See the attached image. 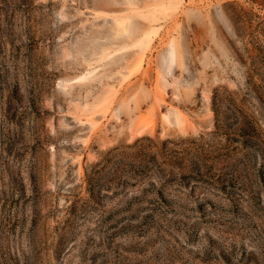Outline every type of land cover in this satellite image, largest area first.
<instances>
[{
    "label": "rangeland",
    "instance_id": "obj_1",
    "mask_svg": "<svg viewBox=\"0 0 264 264\" xmlns=\"http://www.w3.org/2000/svg\"><path fill=\"white\" fill-rule=\"evenodd\" d=\"M0 264H264V0H0Z\"/></svg>",
    "mask_w": 264,
    "mask_h": 264
},
{
    "label": "trees",
    "instance_id": "obj_2",
    "mask_svg": "<svg viewBox=\"0 0 264 264\" xmlns=\"http://www.w3.org/2000/svg\"><path fill=\"white\" fill-rule=\"evenodd\" d=\"M150 144H148L147 147L141 146L138 149V152H141V150L148 148L149 150L154 149L155 151L152 153L151 158L153 160V163L156 162L158 158L162 160V164L166 166L173 165V158H183L182 154L186 153L189 148H192L196 154L200 151V145L197 143H194L192 147H183L182 145L175 143L173 141L163 142L161 146H159L158 143L153 142V140H150ZM172 144L169 146V144Z\"/></svg>",
    "mask_w": 264,
    "mask_h": 264
}]
</instances>
